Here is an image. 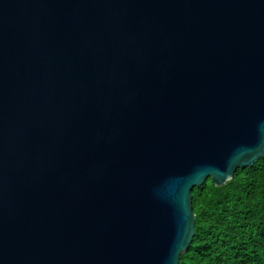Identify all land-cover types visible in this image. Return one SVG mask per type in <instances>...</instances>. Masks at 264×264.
<instances>
[{"label": "water", "instance_id": "obj_1", "mask_svg": "<svg viewBox=\"0 0 264 264\" xmlns=\"http://www.w3.org/2000/svg\"><path fill=\"white\" fill-rule=\"evenodd\" d=\"M263 154L264 0H0V264H180Z\"/></svg>", "mask_w": 264, "mask_h": 264}, {"label": "trees", "instance_id": "obj_2", "mask_svg": "<svg viewBox=\"0 0 264 264\" xmlns=\"http://www.w3.org/2000/svg\"><path fill=\"white\" fill-rule=\"evenodd\" d=\"M194 234L180 264H264V154L221 185L191 190Z\"/></svg>", "mask_w": 264, "mask_h": 264}]
</instances>
